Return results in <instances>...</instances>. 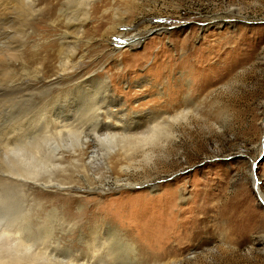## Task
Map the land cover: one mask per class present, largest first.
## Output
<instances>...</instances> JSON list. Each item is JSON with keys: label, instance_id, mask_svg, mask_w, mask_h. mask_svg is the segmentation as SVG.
Segmentation results:
<instances>
[{"label": "rangeland", "instance_id": "rangeland-1", "mask_svg": "<svg viewBox=\"0 0 264 264\" xmlns=\"http://www.w3.org/2000/svg\"><path fill=\"white\" fill-rule=\"evenodd\" d=\"M3 2L0 192L20 183L11 194L39 211L24 218L35 236L84 260L113 225L150 249L148 264H264L251 179L264 196V0H38L31 18L24 0ZM113 117L169 121L173 137L85 172ZM60 124L88 138L57 136Z\"/></svg>", "mask_w": 264, "mask_h": 264}, {"label": "bare ground", "instance_id": "bare-ground-1", "mask_svg": "<svg viewBox=\"0 0 264 264\" xmlns=\"http://www.w3.org/2000/svg\"><path fill=\"white\" fill-rule=\"evenodd\" d=\"M2 1H4L3 3L5 5H7L8 2L14 3L15 0H7V1L2 0ZM37 4H39L38 0H24V2L22 3V5H23L22 9L24 10V12H26V15L28 16V18L32 17L33 11L35 14L36 13L38 14V9L34 8V7H37ZM0 5H2V4H0ZM86 5L87 4H85V6ZM16 6L17 5L15 2V7ZM88 6H91V3L88 4ZM15 7L12 6V4H11L10 9L12 10ZM88 8L89 7H87V9H86L87 11H88ZM8 9H9V7H8ZM8 11L9 10H7V8H6L4 12H0V19H5V20L11 19V17L13 15H11V13H10L11 11H9V12ZM13 11H15V10H13ZM39 13H41V12H39ZM37 21H40L39 17L37 18ZM133 40H134V38L131 39V41H133ZM135 42H137V41H135ZM2 64L0 62V80H3V79L4 80L0 81V86H2L3 83L5 82L7 76L10 72V68H11L9 65H6L4 63H2ZM27 82H28L27 86H32V87L39 84V81L34 82L33 80H30L28 78H27ZM180 114L181 113L177 112L175 116L178 118ZM106 117H108V115ZM109 118H110V116H109ZM113 118H115V119H113ZM113 118H112V120L107 119V120H105L106 122H104L105 128H103V132H106V134H104V135L102 134L100 136H102L101 138L104 137L105 140L102 139L103 141L102 140L97 141L100 139L99 138L100 136H96V135L93 136L92 141L95 144H94L93 150L89 154L88 162H87L86 166H84L85 172L91 170V171H94L96 173H99L104 168L110 170V166H108V165H110V163L112 162V158H113L112 155H115L116 157L121 156L126 161V164L130 165V163L133 161L134 154L138 151L137 149H135L137 147L136 145H140V143L143 140H148V139H153V138L156 139L160 135H168V136H170V138L173 137V132L169 130L170 129L169 125H168L169 121L168 122L165 121V123L162 120L150 121V122L146 123V125L143 129H141V127L137 126L138 121H133V119H126V118L124 119V117H123V119H119L116 117H113ZM98 120H100V118ZM100 121H102V120H100ZM110 121H112L111 125H108L107 122H110ZM132 125H133V127H132ZM92 127H94V126H92ZM57 128L65 129L64 131L59 130L58 132L55 133L57 136H60V137L63 135H66V134L73 135V134L78 133L79 137L78 138L76 137V138H77V141L79 142V145H82V143L85 142V139L88 138V137L85 138L83 130L76 129L71 124H60V126H57ZM100 128H102V127H100ZM95 129H96V127H95ZM92 130H94V129L92 128ZM80 135H83L84 137L81 138ZM53 136H55V135H53ZM168 136H166V137H168ZM43 139H44V136H43ZM46 139H47V136H46ZM49 140L50 139H48L47 143L49 142ZM62 140L64 141L63 137H62ZM70 140H71V138H70ZM54 143H55L54 140H52L51 144L50 143L49 144L54 145ZM64 143H66V142H64ZM62 146H66V145H62ZM134 146H136V147H134ZM46 147H48V146H46ZM50 147H52V146H50ZM42 148H44V147H42ZM40 149H41V147L39 148V150ZM41 151L44 152L43 150H41ZM138 152H140V151H138ZM29 153H31V152H29ZM39 153L42 154L41 152H39ZM35 154H33V155H35ZM40 154L38 155V153H37V156H39L38 158H40ZM29 155L30 154H28V156ZM43 155H44V153H43ZM46 155H48V154H46ZM31 156H32V154H31ZM31 156H30V158H32V159L34 157H36V156H33V157H31ZM41 157H43V156H41ZM73 159H75V158H73ZM40 160L41 159H39V161ZM79 161H80V159H79ZM35 162H36V160H35ZM37 162H38V160H37ZM41 162H38L40 164L37 163L38 166L44 165V168H45L46 163L42 164L43 162L42 163ZM26 163H28V164H25V165H28V168H30L31 167V166H29L30 162L28 161ZM32 164H34V162ZM51 164H53V163H51ZM51 164L49 162L48 165H51ZM55 165H57V164H55ZM33 168H34V165H33ZM105 171H107V170H105ZM33 172H34V170H33ZM99 177H100V175H99ZM15 184H17V183H15ZM18 185H14L13 182L3 184L5 189L2 188L1 190L6 191V193L0 192V264H148V262L150 260V256H151L150 249L148 247L143 246V244L140 241H138L137 239L135 240L132 237L128 236L127 233H120V231L117 229V227L113 226V225H108L107 229L103 230L102 233H100L99 235L98 234L95 235V238L97 237V240H99V247H97V244H96L95 245L96 248L93 249V251H92L93 254L91 255V257L90 258L87 257V259H84V260L82 257L78 256V254H77V256H75L73 254V252H71L68 249H65L66 245L63 247L58 245V244H56L55 246H52V247L48 246L50 244L46 245L45 239L51 237V234L47 233L46 229H43L42 232L40 231L41 233L38 234L39 237L35 236L34 232L36 230L32 226L31 222L26 221V219H24L26 217L31 219L32 214L34 216V215L38 214L39 211H35V210L32 211V210H29L27 208V205H25V200H26L25 196H23V195L22 196H15L17 193L14 195L11 194V191L15 190V186H18ZM46 186H48V185L46 184ZM150 186L149 185L147 186L148 189L152 188ZM26 187H27V185H26ZM18 188H20V187L18 186ZM18 188H16L15 191L17 192L20 190L19 192H22L21 191L22 188L21 189H18ZM29 188H31V187H29ZM43 188L48 189L42 185V189ZM51 189H53V188H51ZM257 190H258V196H259L262 204L264 205V196L260 192L259 187H257ZM28 199H30V198H28ZM34 202L35 201H33V203ZM29 203H30V201H29ZM35 203H34L35 206H41V201L39 203H37V202H35ZM29 208H30V205H29ZM56 212L57 211L50 212L51 214L49 213L50 214L49 216L51 218L53 217L55 219L58 216V214ZM40 223L43 224L44 222H40ZM38 226H40V225H38ZM49 228H51V227H49ZM38 230H40V228L37 229V231ZM122 250H123V253H125V254L120 252ZM96 252H102V253L104 252L106 254V258H104V260L94 259V253H96ZM80 260L81 261L83 260V262H80Z\"/></svg>", "mask_w": 264, "mask_h": 264}, {"label": "water", "instance_id": "water-1", "mask_svg": "<svg viewBox=\"0 0 264 264\" xmlns=\"http://www.w3.org/2000/svg\"><path fill=\"white\" fill-rule=\"evenodd\" d=\"M260 156H261V155H260ZM260 156L258 157L257 161H255V163L258 162ZM255 163L252 164V167H251V171H252V172H253V170H254V165H255ZM251 179L253 180V181H252V183H253V184H252V191H253V194H254V196H255L257 202H258V205L264 210V205L262 204V202H261V200H260V198H259V196H258V190H257L258 182L256 181V179H255L253 173L251 174Z\"/></svg>", "mask_w": 264, "mask_h": 264}]
</instances>
